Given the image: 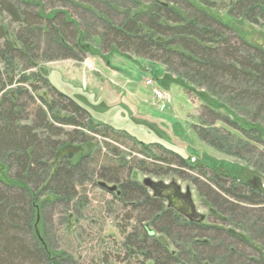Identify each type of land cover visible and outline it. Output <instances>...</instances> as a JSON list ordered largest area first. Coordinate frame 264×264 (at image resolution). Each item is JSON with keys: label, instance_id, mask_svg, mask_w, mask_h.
Returning <instances> with one entry per match:
<instances>
[{"label": "trees", "instance_id": "1", "mask_svg": "<svg viewBox=\"0 0 264 264\" xmlns=\"http://www.w3.org/2000/svg\"><path fill=\"white\" fill-rule=\"evenodd\" d=\"M195 2L0 0V17L17 25L7 36L0 19V64L7 63L0 67V264H110V258L117 264H264V48L246 42L231 25L264 28V0H235L224 20L209 12V2ZM90 52L107 64L112 55L144 59L185 93L205 92L196 136L249 163L258 175L241 178L239 167L201 159L195 150L200 162L193 164L157 143L139 142L157 146L172 161L124 159L117 148L86 135L101 132L90 131L88 111L48 79L31 74L15 80L5 70L81 62ZM36 81L52 91L51 101L36 94ZM215 123L232 131L224 134ZM64 126L72 131L63 132ZM170 162L204 178L192 185L216 216L212 222L194 217L173 189L148 194L135 180L139 172L160 174ZM99 183L117 188L108 192ZM96 186L119 206L115 218L128 208L120 219L134 222L127 233L123 226L124 241L112 251L94 220L106 210H95L88 198ZM145 225L159 235H149Z\"/></svg>", "mask_w": 264, "mask_h": 264}, {"label": "rangeland", "instance_id": "2", "mask_svg": "<svg viewBox=\"0 0 264 264\" xmlns=\"http://www.w3.org/2000/svg\"><path fill=\"white\" fill-rule=\"evenodd\" d=\"M43 1L45 2V0ZM195 1L197 2L199 0ZM205 1L209 2L210 6H212L209 12L224 20L226 19L228 5L235 0ZM0 19L5 29L4 32L9 36L12 31H15L17 25L10 24L6 14H3ZM231 25H233L232 27H236L238 34L246 42L264 48V28L246 24ZM92 47L91 44L90 51L95 50ZM91 53L87 54L81 62H75L69 59L42 62L36 68L28 71H21L20 67H11L8 65V68L5 70H7V74L12 72L15 80H18L21 75L29 77L31 74H38L44 79H48L52 86H55L70 96L88 111L92 119L89 130L91 131L92 129L101 132L99 135H92L87 130L85 132L86 135L91 136L100 146L108 144V146L117 148L122 152L121 155L124 159L133 160L135 158L136 160H149V158L161 157L172 161V157L165 155L157 146L139 144V142L144 144L157 143L179 152L186 160H190L193 164L200 161L197 156L191 154V150L199 152L201 159H206L220 165L225 164L239 167L244 173L241 178L258 175L249 163L205 145L196 136L195 130L202 125L199 120L202 106H204V102H207L205 98H208L205 96V92L196 89L195 93H185L182 88L175 84L163 81L164 72L162 67L144 59L135 56H130L127 59L119 55H112L109 57L107 64L104 60ZM0 67H7V63L0 64ZM113 70L118 74L116 77L111 76ZM152 77L154 78V85L169 95L168 102L152 101L151 88L144 83L145 80L152 79ZM157 80L161 81L162 86L157 84ZM34 86L39 88L36 91L38 96L42 94L46 101L49 102L52 100V91L49 88H45L37 81ZM9 89L16 88L12 87ZM214 103L218 104L217 102ZM224 111L225 109L219 108L218 113L225 115ZM60 116L62 117L63 114H60ZM133 118L146 120L154 128L135 125L132 120ZM229 120H233L231 116ZM82 122L84 125H87V120ZM103 123L108 126L107 129L102 125ZM55 126L58 127L57 125ZM214 127L218 130H224V134L228 133V130L232 131L219 123H215ZM61 128L65 133L72 131V127L69 126ZM242 128L244 129V127ZM262 129L264 131V127ZM235 134L240 136L238 132ZM83 152L85 153V151ZM170 163L171 168L168 165L165 170H162L157 175L141 172L136 173L135 180L141 184L145 178L164 184H169L173 181L180 186L182 192L188 187L195 212L198 215L205 216L204 223L212 222V218L216 216L211 215L210 210L197 196L196 189L192 185L193 179L203 181L204 178L199 176L195 171L180 166L178 162ZM149 168L153 169L152 166H149ZM206 175L209 176L210 172L207 171ZM107 186H115L117 188L115 184H107ZM147 192L151 194L150 189H147ZM88 198L91 202V207H95V210L101 207L103 210H106V212L96 215L94 220L97 228L102 227L101 235L104 236V243L107 244L105 247L110 248L112 251L113 244H116V246L121 245L124 241L121 234V231L125 228L123 226L125 224L127 225V228H125V232L127 233L134 225L132 220L125 223V221H121L120 219L123 217L122 214L127 212L128 208L123 209V211L121 210L119 218H115L118 212H114L113 214L112 211H115L119 206L110 204L113 201L112 196L102 192L97 186L89 189ZM163 206H166L165 200L163 201ZM107 210L110 211L107 212ZM99 216H103L104 219H100ZM149 230L154 231L155 237L159 235L153 227L150 226ZM88 247L84 246V250L86 248V251H90ZM170 250H175V247L171 245ZM132 259H129L131 263H133ZM127 262L128 259L126 263L124 262L122 264H127ZM110 264L117 263H114L112 258H110Z\"/></svg>", "mask_w": 264, "mask_h": 264}, {"label": "water", "instance_id": "3", "mask_svg": "<svg viewBox=\"0 0 264 264\" xmlns=\"http://www.w3.org/2000/svg\"><path fill=\"white\" fill-rule=\"evenodd\" d=\"M74 100V99H73ZM75 101V100H74ZM133 116V115H131ZM131 118V117H130ZM135 123V125H140V126H144L146 128H154V126H152L151 124L149 125V123L146 120H142V119H132ZM101 188H104L105 190H107L108 192H114L116 190L115 186H107L104 183H99L98 184ZM142 185L148 189H150L151 191H153V193L155 194L156 189L157 188H172L179 196L180 198H184L187 202V204L189 205V207L191 208V211H193L195 213L194 217L198 218L199 221L203 220V216L202 215H198L193 207L192 204V200H191V193L188 187L185 188L184 192L181 191L180 186L178 184H176L175 182H170L169 184H164L161 182H153L150 179H143L142 180ZM38 221H39V217H36V222L34 225L35 228V234L38 237V239L41 241V237L38 231ZM145 229L148 230L149 235H153V232L151 230H149L148 225H145Z\"/></svg>", "mask_w": 264, "mask_h": 264}, {"label": "built area", "instance_id": "4", "mask_svg": "<svg viewBox=\"0 0 264 264\" xmlns=\"http://www.w3.org/2000/svg\"><path fill=\"white\" fill-rule=\"evenodd\" d=\"M145 85L151 88V95L152 100L155 102H168L169 101V95L167 93H164L161 89L156 87L154 84L155 82L153 79L149 78L145 80Z\"/></svg>", "mask_w": 264, "mask_h": 264}, {"label": "crops", "instance_id": "5", "mask_svg": "<svg viewBox=\"0 0 264 264\" xmlns=\"http://www.w3.org/2000/svg\"><path fill=\"white\" fill-rule=\"evenodd\" d=\"M163 72H164V70H163ZM116 75H118L117 73H115V71L113 70V72L111 73V76H115L116 77ZM106 82V81H105ZM102 87V86H101ZM110 88V87H109ZM101 91H102V89H101ZM112 91V90H111ZM109 94V93H108ZM153 101V100H152Z\"/></svg>", "mask_w": 264, "mask_h": 264}, {"label": "flooded vegetation", "instance_id": "6", "mask_svg": "<svg viewBox=\"0 0 264 264\" xmlns=\"http://www.w3.org/2000/svg\"><path fill=\"white\" fill-rule=\"evenodd\" d=\"M164 189V188H163ZM166 189V188H165ZM170 189V188H167V190ZM172 189V188H171ZM162 190V189H161ZM176 193V192H175ZM177 194V193H176ZM178 195V194H177ZM179 196V195H178ZM180 197V196H179ZM182 199L184 202H186V200L184 198H180Z\"/></svg>", "mask_w": 264, "mask_h": 264}]
</instances>
